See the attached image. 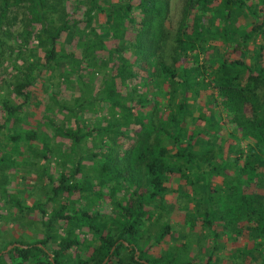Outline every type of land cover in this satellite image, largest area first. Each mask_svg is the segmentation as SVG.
Here are the masks:
<instances>
[{"label": "trees", "instance_id": "1", "mask_svg": "<svg viewBox=\"0 0 264 264\" xmlns=\"http://www.w3.org/2000/svg\"><path fill=\"white\" fill-rule=\"evenodd\" d=\"M167 12L0 0V220L40 235L0 264H264V0H182L164 56Z\"/></svg>", "mask_w": 264, "mask_h": 264}, {"label": "rangeland", "instance_id": "2", "mask_svg": "<svg viewBox=\"0 0 264 264\" xmlns=\"http://www.w3.org/2000/svg\"><path fill=\"white\" fill-rule=\"evenodd\" d=\"M69 3V2H68ZM182 3V0H168V12H167V19L165 20V23H164V26H165V29H166V43H165V46H164V52H163V55L164 56H167V51H168V47H169V44L171 43V38H172V33H173V28H174V25L176 23V20L178 19L179 17V14H180V5ZM136 12V10H135ZM135 14V13H134ZM239 19L241 21H243V18L242 17H239ZM17 27V24H13L11 27H10V30L13 31L15 30ZM67 47L68 48H72L73 46H71V44H68L66 43ZM251 43H250V47H251ZM30 110L33 112L34 114V117H39V114L41 113L42 111V108L41 106L39 107H34L32 106L30 108ZM103 111V110H102ZM98 116V114L96 115V117ZM51 161L53 163L54 161V157L51 158ZM50 168L48 169L50 172L54 173V170L56 168L53 167L54 164H50ZM20 170V171H19ZM30 172H32V170H29ZM26 173L27 171L23 170V168H18L16 169V174L18 175L19 173ZM16 177V176H15ZM15 177H12L10 178V182H9V185H8V188L9 190L12 192L14 191L15 189H20L21 187H23V182H15ZM31 176H28V181H30ZM220 178L219 177H215L214 178V181L216 182H220L219 180ZM31 183V182H29ZM13 185V186H12ZM166 185L172 187L173 186V183L172 182H166ZM12 187V188H11ZM23 190H25L24 188H22ZM28 191V190H26ZM17 192V191H16ZM37 192H39L36 188L34 190V194H32V197L33 195H37ZM20 193V192H19ZM22 194H25V191H21ZM40 193V192H39ZM173 194L172 190L168 191L166 194H165V198L166 200H171L172 197H170L171 195ZM31 199L30 198H27V201L29 202ZM0 211H2L3 213H5V208L2 207L0 208ZM10 213H15L16 214V208L15 207H12ZM10 213H7L8 215V218H6V222L3 220H0V244L2 242V240L4 238H8L10 237V235L14 236V237H18V238H21L23 240H26V241H30L32 239H36L38 238L39 233L37 232L36 230V225L35 223H31L30 221H27L28 220V216H25V217H22V218H19L18 220H12L10 218ZM31 214V213H30ZM5 216V214L3 215ZM170 216V220L171 221H176L177 223L174 224L173 223V226H174V229H173V232L170 233V238H172L171 240H180V237H179V234L180 233H185L187 232V238L189 240H193V237H194V231H190L187 229L186 227V224L183 222V211L179 210V209H176L174 208L171 212V214H169ZM4 218V217H3ZM14 219V218H13ZM30 222V223H29ZM155 228V225H149L148 226V230L146 231V234L149 233L150 236H152V231L153 229ZM197 230V229H196ZM145 234V235H146ZM143 235V237L145 236ZM222 237L220 239V241L223 242L224 246L221 247L220 249L218 250H215V255L217 256V258H219L218 256H220V262L221 264L222 263H226L228 261V258H227V255L229 254L230 250H231V244L230 242L225 238L227 237V233L224 232L222 233ZM240 242L241 241H246L245 240V237H241L240 238ZM6 239H4L3 241H5ZM209 242V241H208ZM12 244V243H10ZM193 244L194 242H190V246H191V249L189 250L188 254H187V257H189V255L191 254L192 252V249L194 248L193 247ZM9 245V244H8ZM164 246L165 244L162 243L161 246ZM7 246V245H6ZM150 251H154V252H157L158 251V245L156 246H152L150 247ZM200 252H204V249H199ZM3 251V249L1 250ZM189 264V263H187ZM192 264V263H191ZM193 264H197V263H193Z\"/></svg>", "mask_w": 264, "mask_h": 264}, {"label": "water", "instance_id": "3", "mask_svg": "<svg viewBox=\"0 0 264 264\" xmlns=\"http://www.w3.org/2000/svg\"><path fill=\"white\" fill-rule=\"evenodd\" d=\"M11 245H12V244L7 245V246L3 249V251H5V250H6L7 248H9ZM104 260H105V259H104ZM104 260L102 261L101 264H103Z\"/></svg>", "mask_w": 264, "mask_h": 264}]
</instances>
